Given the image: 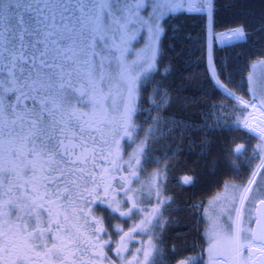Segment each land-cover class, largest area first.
I'll return each mask as SVG.
<instances>
[{
    "label": "snow or ice",
    "instance_id": "1",
    "mask_svg": "<svg viewBox=\"0 0 264 264\" xmlns=\"http://www.w3.org/2000/svg\"><path fill=\"white\" fill-rule=\"evenodd\" d=\"M171 2L173 11L181 7L176 0ZM184 11L207 12L211 18L213 0H188ZM163 15L160 0H0V189L8 175L15 177L14 186L19 192L14 200L0 201V264H34L41 255L46 264H78L79 249L69 231L65 201L73 205L77 200L104 204L99 192L103 191L106 197L112 185L98 183L95 174L87 170L89 163L95 168L97 159H105L109 141H98L94 135L99 131L95 127L98 121L73 106L74 84L91 91L92 116L99 114L100 122L116 125L111 143L118 147L115 137L119 130L131 135L135 83L152 68L155 59L150 46V57L128 63L126 55L132 54L128 46L141 28L147 27L150 33L161 31L159 20ZM245 37L246 32L240 27L230 38ZM136 56L139 58L141 53ZM210 72V79L224 89L226 96L236 99L245 110L256 107L255 96L252 101L236 97L224 88L214 65ZM120 86L127 92L122 110L114 99ZM109 99L113 101L110 109L104 104ZM260 108L264 111V102ZM243 126L248 127L247 117ZM261 136L264 138V129ZM112 164L116 167L115 161ZM131 175L135 177L136 172L133 170ZM85 180L91 181V189L87 184L80 189ZM254 182L250 180L244 189L241 206ZM184 183L192 181L186 177ZM120 187L132 207L128 212L115 207L112 212L128 217L139 209L133 197L128 196L132 189L123 188V184ZM12 188L13 182L9 181V193ZM152 188L158 204L165 203L160 199V184L155 183ZM93 192L95 201L85 199V193L91 196ZM260 203L264 205V200ZM158 213L159 208L152 209L153 217ZM259 215L256 223L260 231L252 232V240L264 247V209ZM241 217L240 210L235 219L228 217L231 232L226 235L213 222L210 251L220 238L237 252L245 248L241 243ZM95 223L94 235L99 240L105 229L99 226L100 221ZM138 228L141 226H134L132 231ZM129 235L125 233L121 241ZM247 248L252 251L251 245ZM149 255L145 251L146 261Z\"/></svg>",
    "mask_w": 264,
    "mask_h": 264
},
{
    "label": "flooded vegetation",
    "instance_id": "2",
    "mask_svg": "<svg viewBox=\"0 0 264 264\" xmlns=\"http://www.w3.org/2000/svg\"><path fill=\"white\" fill-rule=\"evenodd\" d=\"M176 2L180 3L181 7L173 11V4H171V12L183 10V1L176 0ZM148 11L151 9L149 8ZM149 35L151 34L146 27L137 32L136 39L128 46L129 52L132 53L129 58L126 55L128 63L134 60L142 62L145 59V50L151 39ZM136 53H141V56L138 58ZM149 71L150 69L145 71L140 79L145 78ZM122 89L120 86L119 93H114L115 103L121 110L127 97L125 89L121 95ZM73 95L75 97L72 100L73 106L80 112L88 113L89 119L98 121L95 127H98L99 131L94 133L97 140L107 139L109 141V145L105 148V159H97L95 168L89 163L87 170L95 174L98 183H110L112 185L106 197L103 191L99 192V196L105 201L104 204L99 202L86 204L84 200H77L73 205L65 201L69 216V231L75 238L79 249L76 251L78 264H207V261L216 257L225 258L232 263L234 260L233 245L220 238L215 249L210 251L213 243L210 237L214 221L223 229V234H230L231 229L227 227L228 217L236 218L237 210L242 212L241 243L245 245V248L241 249L240 252L242 251L244 254L249 244H255L251 232L254 223L255 204L259 200H264V162L261 164L258 162L255 168L256 176H259L260 187L252 188L250 186L251 190L247 193L248 198L244 200L243 206H241V196L244 195L246 186L249 187L247 183L243 188L241 185L229 182L222 185L219 190L214 187L203 197H197L190 201L187 210L188 214L194 217L197 239L191 246L188 245L185 248L184 238L180 235L185 231L181 199L186 190L196 192L198 189L196 175L183 171L172 173L173 154L167 153L168 149H164L163 153L165 154L161 158L160 164L151 162L152 157L147 153L151 150L149 148L151 141L148 140L149 132L139 131L140 125L135 120L138 112L136 98L133 100L135 111L132 114L131 135H125L122 130H119L120 134L115 137L119 140L117 147L111 143L116 125L100 122L102 118L99 117V114L95 117L91 114V91L86 86L76 83L74 84ZM112 102V99L104 101L105 107L110 109ZM109 115H111L110 110ZM97 155L99 156V152ZM137 160H139V164H137ZM112 161L116 162V167H113ZM133 170L136 172L135 177L131 175ZM122 177L126 179L122 180ZM186 177L191 179V184L184 183ZM9 181L13 182L11 193L8 192ZM155 183L160 184L162 193L160 199L166 201L163 204L157 202L155 191L152 188ZM14 184L15 177L6 175L3 181L4 186L0 189V201H6L10 198L14 200L19 196ZM85 184L90 189L93 187L90 180H85L81 182V190ZM121 184L125 189H132L128 192V196L133 197L137 209H139V211L134 209L128 217H122L119 212H112V208L115 207H119L121 212H128L129 208L132 207L131 201L125 197L124 191L120 187ZM219 195L222 196V199L218 210L216 202ZM85 199L95 201L96 193L93 192L91 196L85 193ZM73 208L76 209L75 213ZM155 208H159V213L153 217L152 209ZM3 210H7V208ZM12 219L15 222V214H13ZM96 221H100L99 226L105 229V232L99 234V240L94 235V228L97 226ZM136 225H140L141 228L132 231ZM125 233L130 235L121 241V237ZM100 245L103 247L101 248ZM37 251L42 252L40 249ZM145 251L150 253L147 261L144 257ZM34 264H46V260L41 255V257L36 258Z\"/></svg>",
    "mask_w": 264,
    "mask_h": 264
},
{
    "label": "trees",
    "instance_id": "3",
    "mask_svg": "<svg viewBox=\"0 0 264 264\" xmlns=\"http://www.w3.org/2000/svg\"><path fill=\"white\" fill-rule=\"evenodd\" d=\"M238 26L246 32L244 41L230 38ZM159 27L154 64L142 79L144 88L136 98L135 120L139 131L151 130V150L147 153L152 163L160 164L164 149H168L167 153L173 154L172 173L183 171L198 178L196 192L188 189L181 199L185 231L180 235L187 248L197 239L194 217L187 210L190 201L229 182L244 188L259 158L251 149V137L241 129L223 125L221 116L217 117V103L231 100L208 76L202 13L169 10ZM206 28V37L209 32L218 46L213 48L212 63L220 81L252 100L247 96L248 72L252 62L264 57V0H213V14L206 19ZM212 63L207 62L210 75ZM156 117L163 120V131L161 127L160 131L151 129ZM258 178H254L252 188L260 187Z\"/></svg>",
    "mask_w": 264,
    "mask_h": 264
},
{
    "label": "rangeland",
    "instance_id": "4",
    "mask_svg": "<svg viewBox=\"0 0 264 264\" xmlns=\"http://www.w3.org/2000/svg\"><path fill=\"white\" fill-rule=\"evenodd\" d=\"M182 1H183V5H184V7H183V11H184V9H186L185 8L186 0H182ZM171 4H172L171 0H160V12H162L163 14H166L170 10ZM184 12H186V11H184ZM193 14H195V13H193ZM198 14H201V13H198ZM202 15L204 16L205 21L207 18H209L207 12L202 13ZM211 18H212V16H211ZM205 26H206V24H205ZM150 34L151 35H149V36L151 37V39L148 42L146 50H145V58H148L151 56L150 46L152 49L155 50L154 44H155V39H156L157 33H150ZM206 34H207V32H206ZM245 39L246 38H243L242 41H244ZM207 40H208V42H207ZM214 47H218V46L216 44H214L212 36L208 32V37H206V35H205V47H204L205 64L207 62H212V52H213ZM219 47H222V46H219ZM129 57H130V55H128V58ZM209 68H211V67H209ZM206 70H207V67H206ZM207 73H208V76L210 78L209 70H207ZM140 78L138 79V82L136 83L137 85L135 87L134 99L138 97V94H140V91L142 90V88H144V85L141 83L142 80ZM210 80L212 81V79H210ZM221 83H223V82H221ZM214 85L216 87L215 83H214ZM121 88L125 89V87H123V86H121ZM224 88H227V86L225 84H224ZM123 89H122L121 95L124 92ZM228 90L230 92L234 93V95L236 97L242 98V96L236 94L235 92L231 91L230 89H228ZM222 92L221 93L223 95H225L224 90ZM247 96H248V98H252L253 96H255V98H257V99L264 100V77L253 79V80H251V82L248 81ZM226 97L231 100V103H228V102L217 103V104H219L215 108L216 110L218 109V111H219V113H217V117L221 116L219 118H220L221 123L223 125H226V126L231 125V126H233V128L241 129L246 135H248L249 137L252 138V140L254 142L252 144L251 149H252L254 154H258L259 163H260L262 161V159L264 158V138H262V136H261V129H264V111H262L260 106L257 104H256L257 107H255V108L248 107L245 110L244 106L242 104L237 103L236 99H232L228 96H226ZM242 99L244 100V98H242ZM244 101H246V100H244ZM255 102H257V101H255ZM261 103L262 102H260L259 104L261 105ZM249 114H251V115H249ZM246 117H247V124H248L247 128H245L243 126ZM151 123H152L151 129L156 130V131H160L161 128L164 126L163 120L159 119L158 117H156L155 120H152ZM167 125H166V127H168ZM162 131H163V128H162ZM252 176H251V178H252ZM251 178L248 180L247 185L249 184V181L251 180ZM221 199H222V196L219 195L217 197V202H216L218 210L220 209V204H221L220 200ZM234 219H235V217H234ZM233 253H234V256H233L234 260L232 263L229 262V264H234V263L235 264H249L248 256H250V255L248 252V248H246V252L244 254H242V251L237 252L235 250ZM214 259L219 260V257H216ZM214 259L207 261V264H210L212 261H214ZM221 259L226 260L225 258H221Z\"/></svg>",
    "mask_w": 264,
    "mask_h": 264
},
{
    "label": "water",
    "instance_id": "5",
    "mask_svg": "<svg viewBox=\"0 0 264 264\" xmlns=\"http://www.w3.org/2000/svg\"><path fill=\"white\" fill-rule=\"evenodd\" d=\"M206 67H207V63H206ZM207 70H208V67H207ZM260 201L261 200H259L255 204V207H254V223H253V228H252V232L255 231L257 234H259L260 227L257 225L256 221H257V219H260L261 218L260 215H259L260 210L264 209V205H262L260 203ZM252 232H251V236H252ZM254 243L260 245L259 242H254ZM251 264H264V257L260 253H258L257 256H256V258H254L251 261Z\"/></svg>",
    "mask_w": 264,
    "mask_h": 264
},
{
    "label": "crops",
    "instance_id": "6",
    "mask_svg": "<svg viewBox=\"0 0 264 264\" xmlns=\"http://www.w3.org/2000/svg\"><path fill=\"white\" fill-rule=\"evenodd\" d=\"M264 77V57L258 58L250 65V69L248 72V81L251 82L253 79ZM255 100L259 102H264V100H260L255 98Z\"/></svg>",
    "mask_w": 264,
    "mask_h": 264
},
{
    "label": "bare ground",
    "instance_id": "7",
    "mask_svg": "<svg viewBox=\"0 0 264 264\" xmlns=\"http://www.w3.org/2000/svg\"><path fill=\"white\" fill-rule=\"evenodd\" d=\"M187 7V6H186ZM239 27V26H238ZM212 29V28H211ZM231 29V28H230ZM229 30V29H228ZM223 31H225V30H223ZM255 104H257V105H259L260 106V104L258 103V102H255ZM257 107V106H256ZM259 249V252H260V254L262 255V256H264V247H258ZM227 264L226 263V261H224V260H222V259H219V260H214V261H212L210 264Z\"/></svg>",
    "mask_w": 264,
    "mask_h": 264
}]
</instances>
